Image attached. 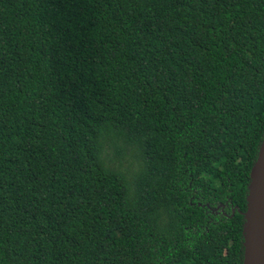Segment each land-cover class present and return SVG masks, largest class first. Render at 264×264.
<instances>
[{"label":"trees","instance_id":"obj_1","mask_svg":"<svg viewBox=\"0 0 264 264\" xmlns=\"http://www.w3.org/2000/svg\"><path fill=\"white\" fill-rule=\"evenodd\" d=\"M263 137L264 0H0V264H242Z\"/></svg>","mask_w":264,"mask_h":264},{"label":"water","instance_id":"obj_2","mask_svg":"<svg viewBox=\"0 0 264 264\" xmlns=\"http://www.w3.org/2000/svg\"><path fill=\"white\" fill-rule=\"evenodd\" d=\"M247 189L246 211L242 213L245 221L242 264H264V137L250 171ZM221 207L224 209V206Z\"/></svg>","mask_w":264,"mask_h":264}]
</instances>
